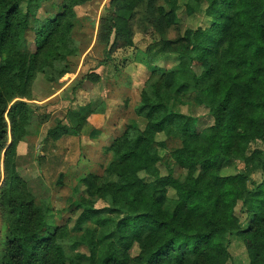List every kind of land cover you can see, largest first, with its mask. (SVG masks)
<instances>
[{
	"label": "trees",
	"instance_id": "16d2710c",
	"mask_svg": "<svg viewBox=\"0 0 264 264\" xmlns=\"http://www.w3.org/2000/svg\"><path fill=\"white\" fill-rule=\"evenodd\" d=\"M49 1L0 0V153L7 110L12 134L6 155L35 119L32 107L18 99L27 98L37 75L64 84L71 72L66 57L77 50L74 8L92 0H59L45 11ZM142 1H110L98 27L114 36L105 59L113 48L131 45L129 21ZM163 1L168 26H180L181 10L188 17L201 15L205 26L186 28L175 40L145 50L140 61L150 75L134 110L136 121L104 148L114 181L101 184L96 175H84L86 198L78 197L74 206L79 216L71 228L58 226L48 205L27 196L26 180L6 158L0 264H226L232 241L243 245L247 264H264V0ZM168 61L169 69L159 65ZM83 80L96 82L98 75ZM170 90L205 107L212 125L197 131L194 118L167 104ZM102 112L98 107L89 114ZM87 119L69 111L67 124L49 129L45 139L80 136ZM171 139L180 146L169 152ZM255 142L263 148L249 151ZM235 162L243 169L228 173ZM171 166L181 169V177H174ZM256 172L263 181L250 190ZM97 200L107 207L96 209ZM239 203L245 228L235 212Z\"/></svg>",
	"mask_w": 264,
	"mask_h": 264
},
{
	"label": "rangeland",
	"instance_id": "374dc122",
	"mask_svg": "<svg viewBox=\"0 0 264 264\" xmlns=\"http://www.w3.org/2000/svg\"><path fill=\"white\" fill-rule=\"evenodd\" d=\"M110 1L92 0L74 8L71 36L77 42V50L74 55L66 57L71 65V72L61 86L47 82L41 75L34 77L27 98L18 100L32 107L35 119L29 125L27 135L17 139L7 155L6 151L12 144V134L8 110L4 114L7 139L6 146L0 153V187H6L5 161L8 158L10 166L14 164L20 178L26 180L24 189L27 196L33 198L35 203L41 201L48 205L52 210V220L58 226L66 224L71 228L79 216V211L75 212L74 206L78 197L86 198V188L80 182L84 175H96L101 184L114 181V177L108 173L112 157L105 153L104 148L127 125L136 121L134 110L140 101V91L150 75L140 61L147 47L160 40L173 41L186 28L205 26L201 15L188 17L182 10L178 12L180 26H168L162 19V10L167 8V4L163 0H144L137 5L129 21L131 45L113 48L105 59L114 36L107 35L104 30L99 31L98 27L107 17L106 10ZM58 2L59 0H50L43 5V9L51 11L52 5L56 6ZM29 44L33 46L32 36L29 37ZM159 65L169 69L173 63L168 61ZM193 70L199 74L200 67L194 64ZM86 74H96L98 80H83ZM174 95L173 90H170L167 104L172 110L194 118L197 131L212 125L213 119L205 107L194 101L181 100ZM98 107L103 109L101 114H89ZM69 111L86 114L88 127L80 136L67 135L57 141L46 140L49 129L59 124H67ZM179 146L177 140L171 139L167 142L169 152ZM262 148V143L255 142L249 147V151ZM168 161L171 162L170 159ZM171 167L174 177H181V169L177 166ZM242 169L243 164L235 162L229 166L228 173ZM159 171L162 175L167 174L162 165L159 166ZM262 181L263 175L256 172L251 175L248 188L253 190ZM169 195L172 192L169 191ZM94 207L105 208L107 204L97 200ZM240 208L239 203L235 212L242 228H245L248 219L241 213ZM5 233L0 217V244ZM80 251L87 252L84 248ZM229 252L230 260L226 264H247V255L241 243L232 241ZM130 253L135 255L136 248Z\"/></svg>",
	"mask_w": 264,
	"mask_h": 264
}]
</instances>
